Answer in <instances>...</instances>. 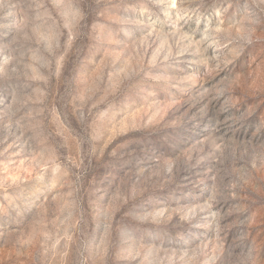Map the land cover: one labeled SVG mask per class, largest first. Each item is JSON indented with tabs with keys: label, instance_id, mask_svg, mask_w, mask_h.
<instances>
[{
	"label": "rangeland",
	"instance_id": "rangeland-1",
	"mask_svg": "<svg viewBox=\"0 0 264 264\" xmlns=\"http://www.w3.org/2000/svg\"><path fill=\"white\" fill-rule=\"evenodd\" d=\"M0 264H264V0H0Z\"/></svg>",
	"mask_w": 264,
	"mask_h": 264
}]
</instances>
